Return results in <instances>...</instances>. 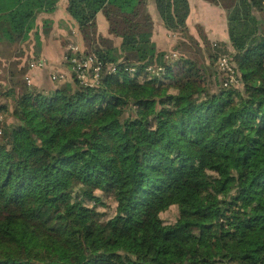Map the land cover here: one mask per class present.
Masks as SVG:
<instances>
[{"label":"trees","instance_id":"trees-1","mask_svg":"<svg viewBox=\"0 0 264 264\" xmlns=\"http://www.w3.org/2000/svg\"><path fill=\"white\" fill-rule=\"evenodd\" d=\"M59 1L20 3L4 35L26 39L36 12ZM205 1L225 10L233 48L205 34L208 57L229 55L238 87L159 51L148 0H68L79 55L105 67L95 87L70 75L51 91L20 68L4 93L15 108L0 135V264H264V0ZM155 3L165 28L185 35L189 1ZM100 12L119 47L99 34ZM98 189L113 217L98 210ZM168 205L174 226L155 217Z\"/></svg>","mask_w":264,"mask_h":264},{"label":"crops","instance_id":"crops-1","mask_svg":"<svg viewBox=\"0 0 264 264\" xmlns=\"http://www.w3.org/2000/svg\"><path fill=\"white\" fill-rule=\"evenodd\" d=\"M26 0H0V66L8 67L16 64L19 68L26 67L31 85L39 89L55 90L58 86L50 79V74L64 70L63 56L72 46L83 50L84 40L79 32L77 22L68 13V0H60L53 12L38 10L32 27L27 30V38L12 41L4 30L7 28V16ZM190 15L187 25L197 21L202 26L208 39L213 43H224L230 46L227 16L224 9L205 0H188ZM148 11L154 21L152 40L161 52L173 53L179 42L177 36L165 28L156 7L155 0H148ZM102 12L97 15L98 32L104 37L119 40L109 34V25ZM201 22V23H200ZM203 22V23H202ZM102 23V27H101ZM207 26V27H206ZM188 27V26H187ZM207 32V33H206ZM211 32L212 36L209 35ZM170 50V52H168ZM43 58L48 68L31 70L28 63L31 59ZM49 75V76H48Z\"/></svg>","mask_w":264,"mask_h":264},{"label":"rangeland","instance_id":"rangeland-1","mask_svg":"<svg viewBox=\"0 0 264 264\" xmlns=\"http://www.w3.org/2000/svg\"><path fill=\"white\" fill-rule=\"evenodd\" d=\"M198 23L199 22L194 21L190 23V25H187L188 29L185 35H182L181 33H176L173 35L179 38L178 39L179 42L176 44L175 48H173V52L176 53V58H178L179 56L181 57L185 54L187 56H191L193 58L200 60L201 63L206 62V64L212 66L216 71L219 70L221 72L222 74L221 81L222 82L224 81V85H226L227 83L230 84L232 79H234V83H236L238 80V74L236 69L229 62V59L231 60V58H229L230 57L229 55L225 53H219V57L217 60H215L214 62L210 61L208 57L210 48L202 41V38L205 36V30L202 26H198ZM101 27H102V23H101ZM209 35L212 36L211 32H209ZM193 39L199 42V47L193 43ZM119 42H120L119 40H116L115 42L117 47L120 46ZM182 42H185L189 47L183 49V47L180 46ZM226 47L230 52H233L232 46L228 45ZM198 48H200V50L203 51L204 56H202V54H195L198 51ZM224 49L225 48H221L220 50H224ZM168 52H170V50H168ZM223 58H226L228 60V64L231 70L234 71V77L231 76L232 71H224L222 69ZM19 69L20 68L16 66V64H13L12 66L9 65L8 67L0 66V92L3 93V96L0 98V106H7L9 108L8 111L2 110L0 113V135L2 133L4 126L14 123V118L11 115V113L15 108L14 100L11 97H6L4 93L10 91V88L12 87V80L13 82L17 81L16 78L19 77V74H21L17 72ZM22 69H26V67H22ZM28 69H29V63H28ZM136 71L137 70L133 67L128 68V72H131L132 75H137ZM51 74H50V78H51ZM23 78L26 79L27 81V78H29V76L24 74ZM62 84H64V81L56 83L57 86H61ZM231 85L233 86L235 85L236 87L239 86L237 83ZM95 195L99 197L103 202V204L101 203L98 206V210L104 214V219L113 217L116 213V208H117V204L114 201V199L112 197L105 195V193L99 189L95 191ZM90 204L92 205L93 203ZM178 215H179L178 207L176 205H168L155 217L157 219L163 220L164 223L167 225L174 226L177 222Z\"/></svg>","mask_w":264,"mask_h":264},{"label":"built area","instance_id":"built-area-1","mask_svg":"<svg viewBox=\"0 0 264 264\" xmlns=\"http://www.w3.org/2000/svg\"><path fill=\"white\" fill-rule=\"evenodd\" d=\"M79 52L81 51L77 46H72L68 49L63 56V63L69 66L68 71L59 70L53 72L51 78L54 82L66 81L70 75H75L81 84L85 86L95 87L99 84L105 66L99 61L97 55L91 54L86 57H81ZM70 53L75 54V56H70ZM173 56L176 57V54ZM47 67V61L43 58H34L29 61V69L31 70L45 69ZM222 69L224 71H232L226 58L222 60ZM108 70L109 73H111L115 71L116 68L112 65ZM148 70L152 72L156 71L153 68H149ZM157 71L161 72L162 69L159 68ZM231 76L234 77V71H232ZM27 80L31 84V80L29 78H27ZM228 84L229 83L226 85ZM230 84H235L234 79L231 80Z\"/></svg>","mask_w":264,"mask_h":264}]
</instances>
